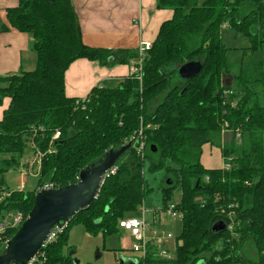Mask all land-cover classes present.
Wrapping results in <instances>:
<instances>
[{
	"label": "trees",
	"instance_id": "16d2710c",
	"mask_svg": "<svg viewBox=\"0 0 264 264\" xmlns=\"http://www.w3.org/2000/svg\"><path fill=\"white\" fill-rule=\"evenodd\" d=\"M156 3L173 15L147 51L142 82L130 76L114 89L95 87L85 99L65 93V74L73 62L128 65L138 51L85 45L72 0H19L7 10L10 26L32 37L37 61L33 71L0 77V105L10 99L0 121V224L11 213L25 221L33 209L36 189L9 191L5 180L29 147L43 155L36 188H63L139 132L145 145L143 157L134 144L122 154L97 199L41 250L45 260L36 264H73L65 250L75 224L93 236L117 234L119 221L136 213L151 191L144 177L146 160L150 172L171 162L163 202L167 206L180 190L183 220L175 258L161 260L152 249L139 264H264V104L259 97L264 69L261 62H242L234 87L224 86L231 66L222 34L226 27L248 38L244 53L264 50V0ZM8 31L0 24V33ZM193 61L201 62V71L182 79L180 67ZM228 91L233 95L226 97ZM225 122L241 132V139L222 146ZM56 132L61 136L53 140ZM206 147L230 158L231 168L206 167ZM219 220L232 223V231L214 234ZM20 227L9 229L8 238Z\"/></svg>",
	"mask_w": 264,
	"mask_h": 264
},
{
	"label": "crops",
	"instance_id": "0c3cea01",
	"mask_svg": "<svg viewBox=\"0 0 264 264\" xmlns=\"http://www.w3.org/2000/svg\"><path fill=\"white\" fill-rule=\"evenodd\" d=\"M72 2L79 19L83 42L92 48L138 51L142 42L152 44L155 41L162 23L171 19L173 15L170 10H159L156 0H72ZM18 5L19 0H0V24L9 28L8 32L0 33V77L22 71L30 72L36 67L37 57L33 50L32 37L13 29L7 19V10ZM132 62L134 60L128 65L106 67L87 59L77 60L65 74V93L69 98L85 99L95 87L117 88L131 76ZM9 104L10 99L6 98L0 105V121ZM202 162L205 166L217 165L206 166L208 168H222L225 164L220 153L216 154L214 149L205 151ZM119 230L120 236L128 233ZM129 242L133 246L134 240L131 235ZM131 249L129 250L131 253L138 255ZM122 255L119 260L117 254L115 255V264L140 263L139 255L136 257Z\"/></svg>",
	"mask_w": 264,
	"mask_h": 264
},
{
	"label": "rangeland",
	"instance_id": "374dc122",
	"mask_svg": "<svg viewBox=\"0 0 264 264\" xmlns=\"http://www.w3.org/2000/svg\"><path fill=\"white\" fill-rule=\"evenodd\" d=\"M199 1L201 4L203 0ZM222 34L223 42L228 48L227 60L231 66V72H225L223 75L224 86L234 87V76L236 74L237 68L242 62H261L264 69V50H258L255 53L246 50V53H244L245 49L250 46V41L248 38L238 34L235 30L226 27ZM259 97L264 104V91L260 92ZM231 137V135L227 136V140L231 139ZM208 148L209 147L204 148V152ZM214 151L216 154L218 153L216 150ZM33 158L34 152L32 151L31 147H29L20 159V166L10 170L5 175L7 189L9 191H23L28 193L33 192L36 189L38 177L32 173L27 174L25 171V166H28L32 162ZM206 166L215 167L217 165L207 164ZM165 167L166 168L160 169L158 171L150 172L149 161L146 160L144 177L151 191L146 195L143 205L140 207V209L133 215H130V218L143 220L144 216L142 210L145 209L147 211L146 220L152 223V211L163 209L165 207L162 195V185L168 176L167 167H172L171 162L168 161ZM35 172L36 170L34 173ZM181 198V191H174V196L168 205H179ZM163 218V223L161 226H157L156 229L163 230L173 235L174 239L168 242L166 247L172 254L176 255L177 238L180 236L182 231V221H173L166 216H163ZM119 231L120 230H118V234H112L106 237L101 233L93 236L90 235L82 225L75 224L70 229V246L67 248V250H65V254L72 258L73 264H115L116 254L118 256V260L120 259V256H123L122 254H127V256L132 257L138 256L129 251L132 247V244L130 245L129 242L130 234L126 233L125 235L120 236ZM101 253L102 256L100 257ZM138 258H140V256H138Z\"/></svg>",
	"mask_w": 264,
	"mask_h": 264
},
{
	"label": "water",
	"instance_id": "95a60500",
	"mask_svg": "<svg viewBox=\"0 0 264 264\" xmlns=\"http://www.w3.org/2000/svg\"><path fill=\"white\" fill-rule=\"evenodd\" d=\"M201 69V62L193 61L180 67L179 74L182 79L191 80ZM130 147L131 144H128L119 151H109L102 160L81 171L75 184L38 192L33 209L7 243L4 253L0 255V264H29L44 248L55 226L69 224L78 212L87 209L97 199L106 174L115 167L122 154ZM153 151L156 152V149ZM171 184L172 181L169 180L168 185ZM226 230L227 223L222 220L212 227L214 234Z\"/></svg>",
	"mask_w": 264,
	"mask_h": 264
},
{
	"label": "built area",
	"instance_id": "2783aa9c",
	"mask_svg": "<svg viewBox=\"0 0 264 264\" xmlns=\"http://www.w3.org/2000/svg\"><path fill=\"white\" fill-rule=\"evenodd\" d=\"M152 44L147 42H142L140 44V47L138 49V58L132 62L131 67V76H135L139 82H142V75H143V62L146 57L147 51L151 48ZM233 91H228L225 93V96H232ZM234 106V105H233ZM236 106V105H235ZM234 106V107H235ZM142 135V132H139V134L135 137L130 138L127 140L124 144V146L128 144H134L137 148V151L144 156V142L141 141L140 137ZM231 135V138H234L235 140L241 139V132L239 130L232 131L229 128L228 123H224L222 126L221 136H222V146L225 145L227 142V136ZM61 136L60 132H56L53 136V140H58ZM139 137V138H138ZM43 155L40 152L34 153V158L32 162L29 164V168L25 170L27 174H34L38 175L40 173L41 169V162H42ZM225 162L224 166L222 168H225L226 170H229L231 168L230 158H222ZM227 160L229 162H227ZM36 172L34 173V171ZM117 170L116 166L112 168L106 176L113 174ZM206 180L208 181L209 178L206 177ZM45 189H55V187L51 184H45L41 187L36 188L37 193L45 190ZM36 193V194H37ZM143 220H139L137 218H126L124 220L119 221V229H122L126 232H128L131 237L134 240L132 251L137 253L140 256V260H145L148 255H150L151 250H154V255L161 259V260H167L171 261L175 258V255L172 254L166 247V244L174 239L173 235L171 233H167L163 230L156 229L157 226H161V224L164 221L163 216H166L167 218L176 221V220H183V213L179 209L178 205L172 204L167 205L163 209H157L155 211H152L153 215V222L150 223L146 220V210L143 209ZM24 222L23 216L21 214H9L6 216V218L3 220V222L0 224V250H6L7 243L9 242V238L7 236V231L9 229H17L20 227ZM68 224L66 225H59L55 226L44 244V248L51 244L56 242V239L58 236L65 230ZM227 229L229 231H232L233 225L232 223H227ZM44 255L38 253L37 256H35L29 264H36V263H43L44 261Z\"/></svg>",
	"mask_w": 264,
	"mask_h": 264
}]
</instances>
